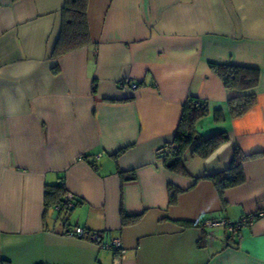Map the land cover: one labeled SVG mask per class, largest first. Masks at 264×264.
<instances>
[{"label":"crops","instance_id":"0c3cea01","mask_svg":"<svg viewBox=\"0 0 264 264\" xmlns=\"http://www.w3.org/2000/svg\"><path fill=\"white\" fill-rule=\"evenodd\" d=\"M63 5L0 0V261L264 264V216L237 232L205 224L264 213V0H88L89 44L54 55ZM213 63L259 69L242 115H230L237 92ZM190 97L208 102L198 135L228 140L205 158L187 154L184 175L158 148ZM236 148L252 155L245 181L220 194L203 177ZM60 182L77 201L65 214L44 202ZM170 190H181L173 202ZM76 227L120 238L122 252L67 234Z\"/></svg>","mask_w":264,"mask_h":264},{"label":"trees","instance_id":"16d2710c","mask_svg":"<svg viewBox=\"0 0 264 264\" xmlns=\"http://www.w3.org/2000/svg\"><path fill=\"white\" fill-rule=\"evenodd\" d=\"M88 0H64L62 6V27L56 45L53 49L54 55H61L79 49L89 44L90 37L87 22V5ZM214 74L222 81V85L226 89L235 90L236 95L229 97L227 100L228 110L232 117H238L247 111L255 102V93L253 89L259 83L260 72L256 67L234 65V64H210ZM208 102L206 100L187 98L182 105V111L179 123H177L176 131L171 141L165 144L173 143L176 145L174 150L165 152V164L169 169L187 175L185 167V157L187 154L200 158L207 157L212 153L217 146L228 140L226 132H217L206 138H201L196 131L197 121L209 113ZM213 119L221 121L224 119L223 111L215 109L213 111ZM196 122V123H195ZM122 152V150H120ZM114 154L117 156L118 153ZM252 155H245L239 149H234L233 156L229 166L220 172L209 174L203 178L208 179L213 183L221 194L225 189L242 184L245 181V176L242 168V163L245 159ZM44 202L46 207L53 205L58 206L61 212L67 213L72 208H68L65 202L66 190L63 183L55 185H46L44 189ZM181 190H170V201L173 202L177 193ZM73 197L74 205L77 204ZM67 210V211H66ZM135 219L134 216L125 217L124 222H129ZM194 222H184V225H195ZM2 263V260L0 261Z\"/></svg>","mask_w":264,"mask_h":264},{"label":"built area","instance_id":"2783aa9c","mask_svg":"<svg viewBox=\"0 0 264 264\" xmlns=\"http://www.w3.org/2000/svg\"><path fill=\"white\" fill-rule=\"evenodd\" d=\"M120 85L123 86H130L132 89H135L137 87V84L135 82L132 81H123L120 83ZM176 147L175 144L170 143V144H165L162 147L158 148V153H164L167 152L169 150H174ZM65 202L67 204L68 208H73L74 205V201L73 200V196L71 194H66V197L64 198ZM264 216V213L261 212H255L246 216H243L240 218V220L238 222H230L226 219H215V220H208L205 221V224L207 226H223V227H227L229 229V231L232 232H237V230L246 224H251L254 220H256L257 218H260ZM67 234L76 237V238H86V239H90L94 242H98L101 248H107L110 249L114 252L118 253L122 252V248L121 246V240L118 237H111L110 240L107 243H103L102 241V235L96 232H91L88 231L84 228L81 227H76L73 228L72 230L67 231Z\"/></svg>","mask_w":264,"mask_h":264}]
</instances>
